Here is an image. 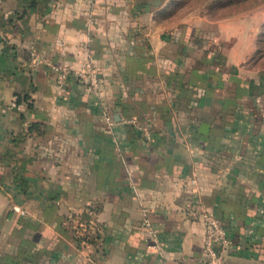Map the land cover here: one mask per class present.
Wrapping results in <instances>:
<instances>
[{
    "label": "crops",
    "instance_id": "1",
    "mask_svg": "<svg viewBox=\"0 0 264 264\" xmlns=\"http://www.w3.org/2000/svg\"><path fill=\"white\" fill-rule=\"evenodd\" d=\"M178 10L0 0V264H205L200 203L226 228L227 260L264 264L257 25ZM88 54L99 96L48 64ZM127 116L150 121L149 140ZM74 216L100 224L98 243L74 237Z\"/></svg>",
    "mask_w": 264,
    "mask_h": 264
},
{
    "label": "built area",
    "instance_id": "2",
    "mask_svg": "<svg viewBox=\"0 0 264 264\" xmlns=\"http://www.w3.org/2000/svg\"><path fill=\"white\" fill-rule=\"evenodd\" d=\"M48 64L54 71L58 72L61 81L68 76H72L77 80H85L88 88L99 96V77L89 54L80 68L70 69L68 66L57 65L51 62ZM108 119L110 120V116H108ZM123 122L135 127L144 140L150 139L151 123L147 118L139 119L135 116H127L123 118ZM191 214L193 217L200 219L204 227L203 251L206 255L205 264H237L236 262L227 260L224 256L225 248L229 244V237L223 222L214 212L204 206L203 203H200L191 209ZM73 221L74 237L81 244L91 246L100 241L101 226L95 219H84L80 216H74ZM142 225L147 233V238H149V245L158 249L156 229L147 217L142 219ZM214 244L219 245L218 250L214 247Z\"/></svg>",
    "mask_w": 264,
    "mask_h": 264
},
{
    "label": "rangeland",
    "instance_id": "3",
    "mask_svg": "<svg viewBox=\"0 0 264 264\" xmlns=\"http://www.w3.org/2000/svg\"><path fill=\"white\" fill-rule=\"evenodd\" d=\"M178 13L195 10L211 18H225L242 15V28L257 25L258 53L264 57V0H178ZM264 60V59H263Z\"/></svg>",
    "mask_w": 264,
    "mask_h": 264
}]
</instances>
